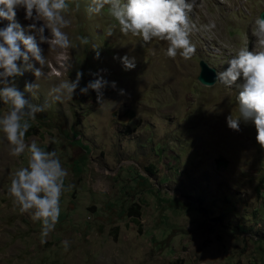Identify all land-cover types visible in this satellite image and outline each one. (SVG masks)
<instances>
[{
    "label": "rangeland",
    "instance_id": "1",
    "mask_svg": "<svg viewBox=\"0 0 264 264\" xmlns=\"http://www.w3.org/2000/svg\"><path fill=\"white\" fill-rule=\"evenodd\" d=\"M69 3L67 48L40 43L29 29L34 21L16 10L15 23L46 58L45 76L26 71L15 78L22 92L26 83L38 84L25 98L48 105L25 142L55 150L67 177L59 221L43 237L41 223L7 194L28 153L9 155L0 133V264H264V149L251 121H241L238 132L226 123L238 116L243 77L231 88L215 82L239 48L254 50L252 25L264 0H197L192 22L215 27L192 32L190 59L168 57L165 41L121 32L107 6L90 15L91 0ZM8 24L0 20V28ZM126 54L135 69L113 59ZM78 70L81 88L94 79L90 72L103 70L117 89L106 88L101 104L79 88L72 99L54 101L50 89L75 80ZM7 107L0 102V115ZM133 206L140 207V226L128 214Z\"/></svg>",
    "mask_w": 264,
    "mask_h": 264
},
{
    "label": "clouds",
    "instance_id": "2",
    "mask_svg": "<svg viewBox=\"0 0 264 264\" xmlns=\"http://www.w3.org/2000/svg\"><path fill=\"white\" fill-rule=\"evenodd\" d=\"M0 20L9 24L0 28V102L7 105V110L0 115V133L9 146V155L18 157L27 151V166L18 168L11 176L7 194L13 205L21 214L29 213L34 222L42 225L41 235L47 237L54 230L60 216V198L65 190L67 170L62 166L55 150L45 151L36 142L27 144L25 136L36 120V114L43 112L47 104H32L24 93H34L39 85L26 83L20 91L15 78L32 71L36 79L45 76L43 67L46 58L34 36H26L15 23L16 10L23 8L25 18L34 21L29 25L31 31L39 36L40 43L49 46L67 48L70 46L68 35L62 29L70 23L65 13L70 7L69 0H0ZM107 6L108 14L118 23L121 32L141 37L147 43L156 38L167 42L166 55L175 58L179 54L190 59L195 52V45L190 40L193 31H210L214 24L201 25L192 22L190 14L200 7L197 0H91L87 12L100 14ZM79 6L77 5V8ZM37 22H41L37 26ZM45 29L49 35L45 36ZM111 34V31H109ZM252 35L256 38L253 51L239 48L230 60L227 68L216 73L215 82L231 88L239 78L243 83L236 85L239 89L238 116L229 115L226 123L229 129L240 131V123L251 121L256 130V142L264 149V18L257 16L252 25ZM84 43L87 40L84 39ZM23 45V50H21ZM96 51V59H99ZM35 60L41 67L29 63ZM119 59L126 71L136 67L135 57L124 55L113 57ZM23 60V65L18 61ZM101 72L89 73L94 77L84 87H80L82 71L76 72L75 80H64L50 89L49 95L54 101L63 98L72 99L77 89L87 94L89 90L96 93V101L104 100V90L117 89L115 81H108ZM124 96V89H119ZM69 241H63L67 251Z\"/></svg>",
    "mask_w": 264,
    "mask_h": 264
},
{
    "label": "trees",
    "instance_id": "3",
    "mask_svg": "<svg viewBox=\"0 0 264 264\" xmlns=\"http://www.w3.org/2000/svg\"><path fill=\"white\" fill-rule=\"evenodd\" d=\"M33 133H35V130H34V128L31 127V128L28 130V132L26 133L25 138L31 136ZM128 214H130V216L133 218L134 222H135L138 226L141 225V221H140V219H141V210H140V207H139V206H133V207H131V208L129 209ZM222 218H224V215H222L221 219H222ZM221 219H220V220H221ZM263 239H264V237H263Z\"/></svg>",
    "mask_w": 264,
    "mask_h": 264
},
{
    "label": "water",
    "instance_id": "4",
    "mask_svg": "<svg viewBox=\"0 0 264 264\" xmlns=\"http://www.w3.org/2000/svg\"><path fill=\"white\" fill-rule=\"evenodd\" d=\"M261 17L264 18V11L261 13Z\"/></svg>",
    "mask_w": 264,
    "mask_h": 264
}]
</instances>
